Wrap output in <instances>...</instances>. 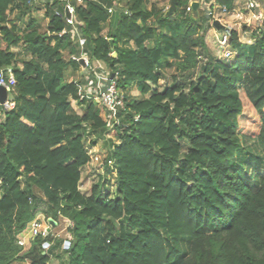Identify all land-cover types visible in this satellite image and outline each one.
<instances>
[{
	"label": "trees",
	"instance_id": "obj_1",
	"mask_svg": "<svg viewBox=\"0 0 264 264\" xmlns=\"http://www.w3.org/2000/svg\"><path fill=\"white\" fill-rule=\"evenodd\" d=\"M192 1L178 0L168 18L146 0L78 7L91 61L117 72L126 95L112 128L83 96L74 77L81 64L65 57L79 54L77 44L59 36L65 22L45 5L50 34L27 35L32 58L13 71L15 105L0 106V264H264V19L244 26L251 42L229 30L231 61L206 64L185 85L179 79L207 50L204 22L187 11ZM235 1L212 7L229 13ZM30 2L0 0V70L22 42L7 20ZM161 67L175 71L165 88ZM134 88L139 98H130ZM108 131L118 141L106 168L116 190L104 176L83 193V170L93 167L86 135ZM39 214L71 224L68 247L53 234L18 245Z\"/></svg>",
	"mask_w": 264,
	"mask_h": 264
},
{
	"label": "built area",
	"instance_id": "obj_2",
	"mask_svg": "<svg viewBox=\"0 0 264 264\" xmlns=\"http://www.w3.org/2000/svg\"><path fill=\"white\" fill-rule=\"evenodd\" d=\"M199 3V9L206 13V16L210 19V22L214 20H219L217 18L214 8L212 7V0H194ZM192 1V2H194ZM45 4L56 5L59 9L57 15H59L65 22V30L59 34H69L74 42L77 44L79 54H67L68 61L81 62L80 69L82 70V80L83 83L80 86L83 96L85 98L93 101L99 109L103 110V115L106 116L107 121H113L116 118L117 112L125 110L126 107V95L121 92L118 88V73H111L108 69L98 64L97 62H92L89 54L86 51V40L82 35V28L84 23L78 17V7L86 3V0H44ZM190 3L187 8L188 12H192V7ZM119 5L108 7V13L113 15ZM248 10L254 12V19L260 21L262 15L260 13V4L256 0H249L247 3ZM220 21V20H219ZM221 22V21H220ZM107 39V38H106ZM219 46L225 52V58L230 60L233 58L234 53L229 49L230 36L225 33L218 39ZM16 78L14 76L12 69L0 70V86L5 88L7 93H14L16 87ZM15 103L13 101H6L3 108L10 110L14 107ZM92 164L94 162L100 165L101 170L106 168H113V161L105 158L100 160L98 156H91ZM114 174V173H113ZM70 224V223H69ZM71 225V224H70ZM51 224L48 219L43 215L39 214L36 218L28 225L27 229L21 233L18 237L17 243L19 246L27 250L32 242L37 238H46L52 232ZM65 245L68 247L69 242L65 241ZM48 247V244L45 245Z\"/></svg>",
	"mask_w": 264,
	"mask_h": 264
},
{
	"label": "rangeland",
	"instance_id": "obj_3",
	"mask_svg": "<svg viewBox=\"0 0 264 264\" xmlns=\"http://www.w3.org/2000/svg\"><path fill=\"white\" fill-rule=\"evenodd\" d=\"M129 0H123V6L128 2ZM148 7H151L153 4L158 6L159 8L166 11L169 10L171 0H146ZM44 1L40 0H32L29 3V9L27 10L26 14L24 16H21L18 13H15L11 16V22L16 26L17 29H19V35L22 37V42L19 47L16 49L18 50L21 57L27 58V51L25 47V39L27 38V35L36 30L39 34H50L49 28H50V18L47 17V7L45 6ZM59 9V8H58ZM57 8L53 9L54 13H57ZM124 9V8H123ZM244 12V10L242 9ZM199 11H196V14L198 15ZM202 13V11H201ZM174 16V15H173ZM203 18V16H202ZM222 19V18H220ZM223 20V19H222ZM33 24V28L30 27V25ZM203 22V21H202ZM212 23L205 24V29L203 30V33L201 35H204V40L207 45V50H199L200 57L198 59V68L194 71H191L189 73L183 74L182 77L179 79L180 83L188 85L190 82L194 81L199 72L202 70V68L208 64V63H214L219 59L225 58V52L224 50L219 46V43L217 41L216 32L214 27L212 26ZM223 25L230 28V30L236 29L240 33L241 40L243 42L248 41L251 39V33L246 32L243 30L244 26H252V25H262V22L254 23L253 21L249 22L244 18H236L234 21L230 19L229 21L226 19L224 22H221ZM109 27H105L103 34L107 36L109 34ZM224 31L219 32L218 34H223ZM67 58V54L65 55ZM171 62V61H170ZM161 70L163 72V79H162V88H165L169 86L173 81V75L175 74L174 68H168V67H161ZM70 72V71H69ZM130 98H139V95L136 91V89H132L129 93ZM72 111L74 113H83L84 108L77 103L73 102V109ZM105 119L106 116L102 115ZM119 116V113L117 112L116 117ZM115 120L111 123V128L114 126ZM86 141H87V148L91 156H98L100 160H104L107 158L111 151L113 150V146L118 143L117 139H115L110 131L105 132L103 134H97L96 136L91 135L90 133H87L86 135ZM94 142V144H93ZM250 144L254 145V142H249ZM186 147V146H185ZM106 176V184L107 187L110 188L109 190L111 192H115L116 188V179L115 175L113 173L107 172L106 169L101 170L100 165L94 162V165L92 167L91 171L83 170V177L80 185V190L83 193H88L92 187V185L98 181L100 177ZM70 224L66 222L65 220H61L58 225L52 229L51 234L55 236L56 239L67 241L70 240L71 237L67 232L68 227ZM187 244V243H186ZM58 254L62 253V248L57 251ZM50 264H63L61 261H58L57 259L53 258Z\"/></svg>",
	"mask_w": 264,
	"mask_h": 264
},
{
	"label": "crops",
	"instance_id": "obj_4",
	"mask_svg": "<svg viewBox=\"0 0 264 264\" xmlns=\"http://www.w3.org/2000/svg\"><path fill=\"white\" fill-rule=\"evenodd\" d=\"M32 1V0H31ZM40 1H44V0H40ZM213 1V0H212ZM248 1L249 0H236L235 1V3H234V7H233V9H232V11H230L229 13H224L223 11H222V9L220 8V7H218V6H216V7H213L214 8V10H215V13H216V16H217V18H219V20L221 21V22H224V20L226 21V19L229 21L230 19H232L233 21L236 19V18H239V19H241V18H244L245 17V19L247 20V21H249V22H251V21H253L254 23H259V22H262L263 21V19H264V5L260 2V0H256V1H258L259 2V4H260V13H261V15H262V19L260 20V21H256L255 19H254V12L253 11H251V10H248V8H247V3H248ZM242 9L244 10V12L242 11ZM199 11V13H198V15H197V17H200V19L205 23V24H209V23H211L210 21H209V19H208V17L206 16V13L203 11V10H198ZM201 11H202V13H201ZM15 13H18V12H15ZM14 13V14H15ZM14 14H12V15H14ZM19 14V13H18ZM11 15V16H12ZM11 16L8 18V20H7V23L6 24H8V25H10V24H12V22H11ZM202 16H203V18H202ZM220 18H222V19H220ZM10 22V23H9ZM15 23H13V25H14ZM225 26V25H224ZM227 27V26H226ZM228 29H223V30H221V31H224V33L223 34H218L219 32H221V31H218V30H216L215 29V32H216V37H217V41H218V39L222 36V35H224L225 33H228V31L230 30V28L229 27H227ZM18 31H17V35H19L18 33H19V29H17ZM236 30V29H235ZM239 32V31H238ZM246 32H248V31H245V33ZM251 40H252V37H251V39H249L248 41H246V42H251ZM21 45V44H20ZM19 45V46H20ZM19 46H13L12 48H11V50H10V52H12V53H14V55H15V58H14V61H13V63L9 66V67H7V68H3L2 70H7V69H12L13 71L15 70V69H22L23 68V62L24 61H27V60H30L32 57H31V55L27 52V58H25L24 59V57H21V55L19 54V52H18V48L17 47H19ZM26 47V46H25ZM17 48V49H16ZM27 51V50H26ZM67 54V53H66ZM65 54V55H66ZM66 57V56H65ZM67 59V58H66ZM103 67H105L104 65H102ZM74 77H75V80L79 83V85L81 86L82 85V83H83V80H82V70L79 68L77 71H76V73H75V75H74ZM73 102H75V101H72V107H73ZM76 103V102H75ZM1 106V105H0ZM103 115V114H102ZM103 117V116H102ZM2 118H3V115H2V113L0 112V120H2ZM104 118V117H103ZM105 119V118H104Z\"/></svg>",
	"mask_w": 264,
	"mask_h": 264
},
{
	"label": "water",
	"instance_id": "obj_5",
	"mask_svg": "<svg viewBox=\"0 0 264 264\" xmlns=\"http://www.w3.org/2000/svg\"><path fill=\"white\" fill-rule=\"evenodd\" d=\"M177 2L178 0H171L170 8L165 15L167 18L175 14ZM191 7H192L193 15L197 17L196 11H198L199 9V3L197 1H194L192 2ZM212 26L214 27V29L218 31H221L223 29H228L219 20H214ZM111 44L113 45L112 40H111ZM80 64H83V61H81ZM13 100H14V95L12 93H7L6 89L0 86V105H3L6 101H13ZM48 222L51 224L52 228H55L57 226V223L54 222L51 218L48 219Z\"/></svg>",
	"mask_w": 264,
	"mask_h": 264
}]
</instances>
